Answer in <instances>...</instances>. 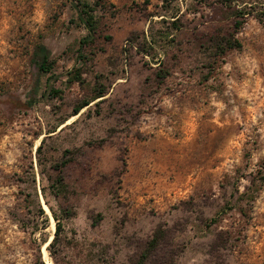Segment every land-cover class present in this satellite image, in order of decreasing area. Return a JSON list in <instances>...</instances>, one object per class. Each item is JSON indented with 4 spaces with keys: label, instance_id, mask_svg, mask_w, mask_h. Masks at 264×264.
<instances>
[{
    "label": "rangeland",
    "instance_id": "rangeland-1",
    "mask_svg": "<svg viewBox=\"0 0 264 264\" xmlns=\"http://www.w3.org/2000/svg\"><path fill=\"white\" fill-rule=\"evenodd\" d=\"M263 174L264 0H0V264H264Z\"/></svg>",
    "mask_w": 264,
    "mask_h": 264
},
{
    "label": "trees",
    "instance_id": "trees-1",
    "mask_svg": "<svg viewBox=\"0 0 264 264\" xmlns=\"http://www.w3.org/2000/svg\"><path fill=\"white\" fill-rule=\"evenodd\" d=\"M79 18L82 21V23L86 26L88 32L87 34L81 38L80 40V48L83 47V45L85 44H92L94 42V36L96 35V24L94 21V15H93V8L88 4V3H83L82 4V9H80V14H79ZM228 46L227 47H234L236 46L234 44V42L229 41L228 42ZM34 57L38 58V67L41 71L43 72H47L50 70L51 65L48 62V56L46 53V48L42 45H39L34 53ZM74 80L75 81H79L80 80V75H75L74 76ZM54 92H57V90H55ZM102 96L101 92L99 93V95H96V97ZM95 97V98H96ZM90 103V101H85L84 103H82L81 105H79L77 108H75L73 110L72 115L77 114L80 109H82L83 107H85L86 105H88ZM259 180H261L262 182H264V174L260 177H258ZM43 212V211H42ZM53 218L55 220V232H54V237L52 239V241L49 243V245L47 246V248L49 249L51 247V245L53 244V242L55 241V239L57 238V235L59 233V231L61 230V223L59 221L58 218L55 217V215H53ZM160 231L156 230L152 236V238L148 241V245L144 251V253H142L139 257V259L136 261L135 264H143L145 262V260L148 259V256L150 254V252L157 247V242L161 236V234H159Z\"/></svg>",
    "mask_w": 264,
    "mask_h": 264
},
{
    "label": "bare ground",
    "instance_id": "bare-ground-1",
    "mask_svg": "<svg viewBox=\"0 0 264 264\" xmlns=\"http://www.w3.org/2000/svg\"><path fill=\"white\" fill-rule=\"evenodd\" d=\"M50 228H51V229H54V222H53V221H52V223H51V225H50ZM51 231H52V230H51ZM50 238H51V237H50ZM50 238H49V239H50ZM45 247H46V246L44 245V248H45Z\"/></svg>",
    "mask_w": 264,
    "mask_h": 264
}]
</instances>
